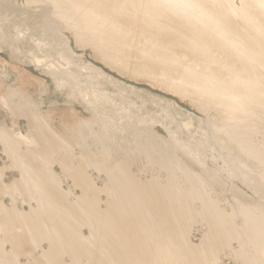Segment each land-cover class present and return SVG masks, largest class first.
Here are the masks:
<instances>
[{"label": "bare ground", "instance_id": "obj_1", "mask_svg": "<svg viewBox=\"0 0 264 264\" xmlns=\"http://www.w3.org/2000/svg\"><path fill=\"white\" fill-rule=\"evenodd\" d=\"M240 1L239 7L234 5V0H27V3L52 8L54 17L74 31L78 43L95 45L107 60L114 61L116 57H123L126 48L133 49L128 26L140 18L139 21L143 23L142 36L145 38L139 50L142 57L145 60L153 59V62L156 60L163 68L161 77L170 87L193 98L201 109L206 112L218 110L222 115L220 129L236 135L231 136L239 138L240 147L264 166V141L259 139L262 148L259 145L254 148L255 143L250 145L251 134L258 132L260 135L259 132H262L261 136L264 135V0ZM104 2L109 5H104ZM153 30L162 34L166 41L184 45L196 56L195 61L175 54L176 50L169 43H153L147 35ZM152 35L156 37L155 33ZM136 46L138 50V44ZM45 47L40 46L41 49ZM69 65L65 62L64 65L52 67L49 63L45 65V70L57 72L59 75L56 78L68 77L74 82L75 76H71L67 70L71 68H68ZM119 66L123 67L122 63ZM9 105V116L26 117L32 131L25 138L29 139L32 147L24 152L19 151L7 137L2 139L4 152L11 159V165L20 173V178L13 182L11 188L13 193L19 190L30 193V211L25 213L16 206L4 209L0 204V212L3 211L0 215V231L3 232L0 264H22L17 248L19 238L23 237L29 239L35 247L48 241L49 249L41 252L44 264H60L59 259L65 254L73 259L72 264H83L82 259L85 257L91 264H213L225 249L241 264H264V212L259 213L255 208L244 206L243 224H238L234 220L236 213L219 211L216 201L210 199L204 190L185 192L171 183H158L159 180L144 183L136 178L138 175L134 177L129 174L120 161L97 163L98 160L94 162L89 158L91 152L88 156L83 153L77 156L71 145L79 143L77 138L72 135L69 141L47 126V117L39 113L30 98L21 97L17 102L10 101ZM230 138L229 142L236 140ZM59 153L62 169L69 174L75 173L77 180L87 190H92L95 181L85 174L87 168L97 167L109 173L114 192L111 193L112 206L107 207L111 208L109 211L114 210L117 218L105 213V209L100 211L98 202L85 196L82 189L84 196L80 193L81 197L70 201V191L62 189V180L58 179L57 173L47 168L45 163V169L42 170L40 163L34 160L35 156L50 159ZM150 159L146 157L148 162ZM176 169L180 172L187 168ZM201 184L204 185L203 182ZM30 189L35 192H28ZM196 203L201 205V209L195 206ZM197 212L209 228L200 245L191 243L189 239L190 226L196 222L194 219ZM14 222L20 223V234L13 231ZM85 225L92 231L89 236L82 233ZM233 242L238 244L237 249L233 248ZM7 243L12 245L10 251L5 249Z\"/></svg>", "mask_w": 264, "mask_h": 264}, {"label": "rangeland", "instance_id": "obj_2", "mask_svg": "<svg viewBox=\"0 0 264 264\" xmlns=\"http://www.w3.org/2000/svg\"><path fill=\"white\" fill-rule=\"evenodd\" d=\"M104 5L109 4L104 2ZM234 5L239 7L241 1L234 0ZM52 11V8L44 5L28 4L27 0H0V133H2L0 134V204L4 209L16 206L17 209L25 213L30 211L28 202L30 193L21 190L13 193L11 188L13 182L20 178V173L17 168L11 165V159L3 150L2 141L4 137H7L9 142L14 143L21 152L32 147L29 139H25L32 132L28 127L27 118L19 115L13 118L9 116L10 101L17 102L23 97L30 98L39 113L47 117V126L65 136L69 141L72 140L70 137L72 135L77 138L79 143H75L76 146L70 142L72 150L77 153V156L80 153L88 156L91 152L89 158L94 162L98 160L97 163L106 160H110L112 163L120 161L124 163L125 170L129 171V174L134 177L141 175L136 178L144 183L159 180L161 182L158 181V183H171L179 189L185 190V192L192 189L204 190L210 199L216 201L219 211L236 213L234 220L238 224H243L244 206L250 209L255 208L259 213L260 211L264 212V166H261L263 164L240 147L239 138L233 137L236 135L231 134V132L230 134L223 132L220 129L222 115L218 110L212 109L206 112L201 109L193 98L170 87L166 80L161 77L163 68L156 60L153 62V59L145 60L142 57L139 50L140 46L144 44L145 38L142 36L143 23L139 21L140 18L137 19L139 22L136 20L137 22L134 21L128 26V32H131L129 36L133 41V49L126 48L123 57L118 56L119 58L116 57V61H114L107 60L95 45L78 43L74 31L55 18ZM153 33L156 34V37H152ZM147 35L148 38H152L153 43L158 41V43H169L171 48L176 50L175 54L180 55V57L186 56L185 59L189 61H195L196 56L184 45L166 41L163 35L156 30ZM16 37L18 38L16 39ZM42 45L46 47L41 49L40 46ZM172 46H176V48ZM128 52L129 54H126ZM119 61L123 67L119 66L121 63L117 64ZM65 62L71 64L68 66L71 68L66 69L69 74L71 73V76H75L74 82L68 77L56 78L55 76L59 75L57 72L52 73L45 70L47 69L46 64L50 63L52 67H55L58 64L64 65ZM69 132L71 133L69 134ZM259 133L260 135L258 132L250 135V145L255 143L254 148L255 145H259L260 148L264 145L262 142L264 135L261 136L263 133ZM229 138L236 140L229 142ZM252 138L254 140H251ZM259 142H262L263 145ZM156 146L158 147L156 148ZM147 151L151 152L148 154ZM117 154L119 155L117 156ZM262 156L264 157L263 153ZM146 157L147 159L151 158L149 162ZM59 158L60 153L52 155L50 159L35 156L34 160L40 163L42 170L46 166L57 173L58 179L62 180V189L70 191V201H74L85 194L95 203L100 202V205L97 203L100 211L103 212L105 209V213L108 212L110 216L115 215L117 218L114 210L112 212L109 211L111 208H108L112 206L111 193L114 192L109 173L105 170H99L97 167L87 168L85 174L92 181L95 180L92 190H87L77 180L75 173L69 174L62 169ZM125 159L126 161H124ZM163 159L164 162H162ZM262 159L264 160V158ZM112 163L110 165H113ZM182 167L187 168L185 170L188 174L190 173V178L185 170L180 169ZM176 168L181 171L179 172ZM190 169L201 175H197L193 170L191 172ZM135 173L136 175H134ZM170 174L172 177L169 176ZM198 176L202 178L199 179ZM181 177L182 179H180ZM107 182H109L108 188L111 185L109 189L105 187ZM206 184L207 186H205ZM94 186L96 187L94 188ZM95 189L98 190L95 191ZM28 192L35 191L30 189ZM85 192L90 194L87 193V195ZM97 194L98 196H96ZM95 196L98 197V201ZM195 206L201 209L199 203H196ZM2 214L3 211L0 212V215ZM200 216L197 212L194 219L197 224L192 222L193 225L191 224L189 231V239L195 245L203 243L209 230L206 221L202 220V216ZM237 217L240 219L238 220ZM20 227V223L17 222L13 231L19 233ZM88 227L86 228L85 225L82 228V233L86 236L92 232ZM2 235L3 232L0 231V241ZM25 238H19L20 247L17 248L20 252L19 261L22 264H44L42 263L41 252L49 249L48 241H44L40 245L41 247H35L29 239L26 238V240ZM11 246L10 243H7L5 249L10 251ZM237 247L238 244L233 242V248L237 249ZM228 252L227 249L222 251L219 260L213 264H241L240 260ZM72 261L73 259L66 254L59 259L60 264H72ZM82 263L91 264L86 257L82 259Z\"/></svg>", "mask_w": 264, "mask_h": 264}]
</instances>
